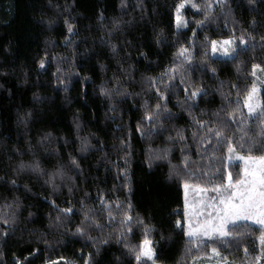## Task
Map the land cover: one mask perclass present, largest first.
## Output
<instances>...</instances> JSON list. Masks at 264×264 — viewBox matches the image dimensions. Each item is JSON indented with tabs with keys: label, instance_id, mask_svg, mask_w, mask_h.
Wrapping results in <instances>:
<instances>
[{
	"label": "trees",
	"instance_id": "1",
	"mask_svg": "<svg viewBox=\"0 0 264 264\" xmlns=\"http://www.w3.org/2000/svg\"><path fill=\"white\" fill-rule=\"evenodd\" d=\"M179 2L0 0V264L90 254L92 264H153L130 251L145 238L154 264H205L213 249L228 264H257L261 226L186 235L183 186L241 174L229 141L209 129L240 155H264V71L259 111L243 102L253 65L264 68V0H192L177 29ZM241 36L234 59L213 55L211 41L243 49Z\"/></svg>",
	"mask_w": 264,
	"mask_h": 264
},
{
	"label": "snow or ice",
	"instance_id": "2",
	"mask_svg": "<svg viewBox=\"0 0 264 264\" xmlns=\"http://www.w3.org/2000/svg\"><path fill=\"white\" fill-rule=\"evenodd\" d=\"M218 2L222 3V0H218ZM185 3H186V0H180V2L175 5V23H176L177 29L181 28L182 26L186 27L188 24V21L182 16V9L185 8ZM192 7L195 8L198 6L193 4ZM205 16L207 17V13H205ZM65 22L67 23V21ZM195 23L199 26H203L204 22L196 21ZM67 30L69 33H74L75 31L71 25L68 26ZM218 43L220 44L219 48L217 47ZM235 43H236V40L231 37L223 41H220V42L213 40L211 41L212 52L216 53L220 51L224 56H228L234 59L235 56L239 53V51L246 50V41L244 40L243 36L239 38V44L245 46L243 49L232 47V45H234ZM113 48H115V45H113ZM186 52H187V49H181V55H184ZM191 58H192L191 56L186 57V59H189V60H191ZM253 69H260L261 71H264V68H262L261 65H256V64L253 65ZM211 71L215 73V68L211 69ZM253 75H255V71H253ZM233 87H235V85H233ZM255 91L256 89H255V86L253 85L252 90L248 93V97L245 100V104L248 108L249 113L255 112L256 107H257V105H255L252 102ZM101 92L106 94L105 89H101ZM198 94H202V90L193 91L191 93L192 97H195ZM161 96H163V93H161ZM156 107L159 109L160 105L157 104ZM261 111H264V109H261ZM153 118L154 117L151 115L148 116V119L150 121ZM137 130H139V127ZM208 131L209 133L214 134L218 138V140H228L229 141L228 151L230 153L235 150V146L230 142V138L224 135L223 129L213 128V129H209ZM169 139H172V138L170 137ZM181 139H183V137H181ZM122 144L125 147H128L127 141H123ZM181 151H183V149H181ZM167 152H168V149H164V156L167 155ZM157 158H163V157H157ZM241 159H244L246 162L255 163L258 161L259 163H258V166L252 168L251 171H249L246 168L245 178L240 181H237L235 188L232 191V194L228 197H222L219 204L214 206L216 210V216L213 220L205 221L198 228H192L191 222L189 221V229L186 232V235L189 236V238L198 237L199 234L201 233L203 234V236L218 235L219 237H225V238L231 237L232 233L227 231L226 225L230 221L234 224L236 221H239L241 219L256 218L258 223L264 225V156L253 157L249 155L247 157H241ZM72 163L76 164V161L73 159ZM125 163L127 164L128 161L125 160ZM149 166H151V164ZM23 167L24 165H21V168ZM38 169H39V165H35L34 170H38ZM125 176H127L126 171H125ZM228 181L229 183L227 185L217 186L216 190L220 191L221 188L232 189L233 185L231 183V174H229L228 176ZM13 183H15V181H13ZM188 187H189L188 183L185 182L184 183L185 194H187ZM187 207H188L187 198L185 195V209H186L185 216L186 217L188 215ZM60 211L64 213H68V212H71L72 210L62 209ZM29 215L31 216L32 214L29 213ZM84 215H85V220L89 219L87 213H85ZM127 220L130 222L131 217H127ZM4 223L7 224L8 221L5 220ZM54 223L55 224L60 223V216H57L55 218ZM99 226L100 225H97V227ZM176 226L178 228L182 227L180 220L176 221ZM76 232L79 233L80 235H84L85 229L82 227H78L76 229ZM3 235L6 237L8 233L5 232L3 233ZM260 240H261V243L264 244V234L261 235ZM100 243L107 244L108 241L101 240ZM151 245H152V241L145 238L139 245L138 251L136 249L130 250V251L135 252V259L137 260V262H141L142 258H147L148 261H153V264H154V256L156 254L153 248L151 247ZM125 247H127V245H125ZM216 251H217L216 249H213V252H216ZM98 252H99V248H97V253ZM32 254L34 253H30V255ZM16 264H20V262L17 260ZM84 264H92L91 254L89 255V258L85 260ZM144 264H147V262L145 261Z\"/></svg>",
	"mask_w": 264,
	"mask_h": 264
},
{
	"label": "rangeland",
	"instance_id": "3",
	"mask_svg": "<svg viewBox=\"0 0 264 264\" xmlns=\"http://www.w3.org/2000/svg\"><path fill=\"white\" fill-rule=\"evenodd\" d=\"M192 3V0H186L185 6L189 5ZM222 40H216L218 42L223 41ZM233 46V45H232ZM217 47H220V44L218 43ZM214 56H219V57H227L224 56L220 51L213 53ZM261 84H262V75L260 72H258L257 69H255V78L253 80V84L251 88L249 89L248 93L252 90L253 85L255 86V94L253 97L252 102L257 105L255 112L249 113L248 108L245 104V100L248 97V93L243 99L244 102V107L245 110L248 114L253 115L257 113L260 109V89H261ZM264 156V155H263ZM241 157H247L240 155L236 151L233 152H227V161L228 162H238L241 167V174L238 175L236 181H232L231 177V183L233 185L232 189H225L221 188L220 191H217V186L213 188H202V187H192L189 186L187 189V194H185V189L183 186L184 190V203H185V195L187 198V212L188 215L185 219V227H186V232L189 229V221L191 222V227L192 228H198L200 225H202L205 221H210L213 220L216 216V210H215V205H218L222 197H228L232 194V191L235 188V185L237 181H240L245 178V169L247 168L249 171L252 170V168L258 166V161L255 163L252 162H246L244 159H241ZM253 157H260V156H253ZM230 173H228L226 177V181L223 185H227L229 183L228 181V176ZM222 185V186H223ZM186 211V210H185ZM237 222H249L258 226H261L264 229V225L260 224L257 222L256 218L253 219H241ZM233 224L231 221L226 225V229L229 225ZM203 234H199L198 237H202ZM207 237V236H203ZM219 255L217 252H211V255L203 261L205 264H228L226 261H221L219 258ZM264 261V244H261V251H260V256L258 258L257 264H262Z\"/></svg>",
	"mask_w": 264,
	"mask_h": 264
}]
</instances>
